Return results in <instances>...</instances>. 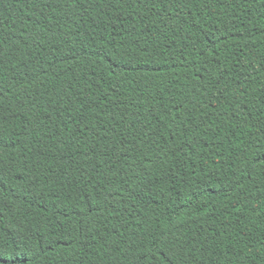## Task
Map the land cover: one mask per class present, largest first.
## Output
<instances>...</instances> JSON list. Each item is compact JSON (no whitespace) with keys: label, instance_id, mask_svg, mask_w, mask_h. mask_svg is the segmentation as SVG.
<instances>
[{"label":"trees","instance_id":"1","mask_svg":"<svg viewBox=\"0 0 264 264\" xmlns=\"http://www.w3.org/2000/svg\"><path fill=\"white\" fill-rule=\"evenodd\" d=\"M0 264H264V0H0Z\"/></svg>","mask_w":264,"mask_h":264}]
</instances>
